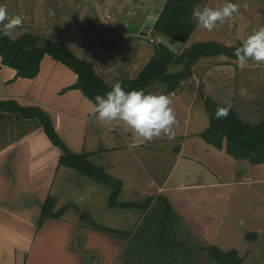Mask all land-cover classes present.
<instances>
[{
	"label": "rangeland",
	"instance_id": "rangeland-1",
	"mask_svg": "<svg viewBox=\"0 0 264 264\" xmlns=\"http://www.w3.org/2000/svg\"><path fill=\"white\" fill-rule=\"evenodd\" d=\"M165 1L0 0V5L6 7L8 13V20L0 24V29L6 32V24L19 17L21 25L8 33L14 40L27 33L49 38L56 29L57 33H68L69 37H75L76 33L82 31L87 45L93 38L107 43L110 33L135 36L144 27L149 14ZM232 2L238 4V13L223 24L218 23L211 31L197 27L183 49L208 41L235 46L239 42L244 43L254 31L264 27V0ZM224 4L225 0H207L201 9H219ZM113 41L118 43L117 48L144 51L142 59L136 55L131 61L128 59L135 67L125 72L124 76L114 78L115 82L118 79H135L146 60L155 55L156 44L161 42V38H156L154 32H150L148 36L140 34L137 39L121 38ZM105 42H101L102 45ZM101 49L104 50L103 47ZM117 56L123 60L128 58L117 54L113 57ZM221 60L218 57L201 61L193 68L191 79L185 81L175 93H167L164 83L156 84L149 91L156 95L166 94L172 101L176 124L173 126L175 135L171 139L161 134L151 141H144L135 137L122 121L104 123L121 128L129 138V145L123 146L120 156L114 155V158L119 159L112 175L124 177L120 202L139 206L127 209L132 211L133 222L126 228V237L109 234L110 239L125 240L119 251V261L115 264H218L206 251L211 246L223 251L237 250L244 258L243 264H264V164L255 166L247 161H237L225 151L220 153L199 134L209 124L203 102L199 100L200 93L207 94L201 81L210 68L207 64L220 65L222 62H217ZM231 65L235 76L231 77L227 73L230 78L222 82L215 75L208 74L204 80V83H208V94H212L221 104L230 105L228 107L244 122L250 125L264 122V62L250 60L243 68L239 62ZM180 70L181 67L172 66L168 73L174 74ZM221 89L223 93L226 90L229 93L223 94ZM3 91L10 92L8 88ZM229 95L234 98H228ZM180 96L183 99L178 102ZM103 130L119 138V145L125 143L121 132H112L107 128ZM99 147L103 148L101 144ZM91 162L98 166L96 158ZM73 174L79 173L73 171ZM99 187L103 191H93L90 196L96 198L97 216L100 206H107L111 194L109 187L101 184ZM64 200L68 201V195ZM151 200L152 203L147 206ZM118 212L124 213L126 209L119 208ZM76 214L75 210H70V219H74ZM97 216H93L94 222L100 225L107 222L105 218ZM90 230L96 235L94 239L88 238L86 244L80 247L78 242L73 243L71 248L66 247V244L60 246V231L57 228L46 230L35 243L29 263L86 264L83 259L76 261L70 257L67 251L69 247L74 252L70 254L81 257L84 252L83 256H86L90 252L102 250L108 243L102 242L100 237L108 236L105 235L107 232L93 227ZM115 231L120 232V229ZM249 234L255 238L249 239ZM56 237L57 240L54 239ZM65 241L70 244V240Z\"/></svg>",
	"mask_w": 264,
	"mask_h": 264
},
{
	"label": "crops",
	"instance_id": "crops-1",
	"mask_svg": "<svg viewBox=\"0 0 264 264\" xmlns=\"http://www.w3.org/2000/svg\"><path fill=\"white\" fill-rule=\"evenodd\" d=\"M116 22L115 18V24ZM142 28L135 33V36L110 33L107 39L113 38L117 41L121 38L137 39ZM56 31L55 29L52 32V37L45 38L57 44L66 45L78 57L83 56L84 60L91 62L96 72L101 77L103 76L102 78L111 86L118 81H123L118 79L113 82L114 78H119V75L124 76L125 72L135 67V64L130 63L128 59L131 61L136 56L140 59L144 57V51L140 49L129 50L119 46L117 48L118 43H114L113 39V42L106 39V43L104 40L93 38L94 40L88 42L89 45H87L83 40L85 36L82 31L76 33L74 38L69 37L68 33L64 34L65 40H63V33ZM101 42L105 44L102 45ZM102 47L104 50L101 49ZM116 54L123 57L128 56V58L125 60L119 56L114 58ZM151 58L146 60V64ZM220 59L222 60L217 62H222L220 65L207 64L210 68L201 81L207 92L206 96L216 102L218 100L212 94H208L210 91L207 81L204 83L208 74L215 75L219 82L235 76L231 64H235L236 61H231L226 57H220ZM208 60L212 59L204 61ZM227 73H230V76ZM77 79L75 73L49 56L42 61L38 77L35 79L20 78L17 77L16 70L2 65L0 57V100H14L23 106H39L50 116L57 133L73 153H90V161L96 158L99 161L98 165L112 175L115 173L119 159L114 158V155H119L124 149L123 146L129 145V138L121 128L107 126L99 121L93 114L94 105L79 90L64 91L74 85ZM4 88H8L10 92L3 91ZM221 93H223L222 89ZM224 93H229V90ZM231 96L229 95L228 98ZM181 97L177 98L178 102L182 101ZM103 128L112 132H121L125 143L119 145V138L104 132ZM200 133L202 132L199 131ZM191 134L195 133H188V135ZM99 144L103 146L102 149ZM218 151L222 153L225 149ZM61 156V150L51 144L37 120L24 119L17 114L0 113V264H32L29 260L33 255L35 243L46 230L51 228H57L60 231L58 236L60 246L66 244V247L71 248L73 243L78 242L80 247L86 244L88 238L96 237L90 230L92 226L82 219L81 212H86L90 219L94 215L97 216L96 198L92 199L90 196L93 191H103L99 187L100 183L81 174H73L76 170L72 168L59 166ZM115 176L124 184L123 175ZM67 195L68 201L64 200ZM49 196L56 199L55 213L68 204L77 206L80 212L71 208L60 219H48L44 226L38 229L41 208ZM79 198H81V203H78ZM102 206L97 211L99 214L97 217L105 218L107 222L99 224L100 226L114 228L113 230L119 228L121 232H125L126 228L132 225L131 210L126 209V212L120 213L119 208L110 209L108 203L104 208ZM70 210H75L77 213L72 220ZM107 234L108 236H99L102 242L108 243L102 250L90 252L86 256H83L85 254L83 251L84 254L80 257L70 254L74 252L68 247V255L76 261L83 259L86 264H115L119 261V251L125 240L110 239L109 233L105 235ZM54 239L57 240V237ZM64 240H70V244L66 241L64 243Z\"/></svg>",
	"mask_w": 264,
	"mask_h": 264
},
{
	"label": "trees",
	"instance_id": "trees-1",
	"mask_svg": "<svg viewBox=\"0 0 264 264\" xmlns=\"http://www.w3.org/2000/svg\"><path fill=\"white\" fill-rule=\"evenodd\" d=\"M207 0H166L152 32L156 38H174L185 45L194 33L197 25L191 19L194 8H200ZM5 31L0 29V57L2 65L17 71V77L35 79L41 71L42 61L46 56L61 63L78 77L77 82L66 88L79 90L84 97L95 105L97 95H105L112 88L95 70L91 62L80 59L66 45H60L50 39L39 35L27 33L18 39H12ZM239 42L235 46L225 45L216 41L201 42L192 45L188 49H182L176 53L169 50L163 43L156 44L155 55L145 65L135 79L124 80L120 83L125 90H144L149 93L156 84L164 83L167 93H175L185 81L193 76V68L205 59L226 57L238 62L235 51L242 46ZM250 61V60H249ZM172 66L181 67L177 73H168ZM200 99L208 116V127L201 133L206 143L218 150L225 149L227 155L237 161H247L251 165L264 164V122L250 125L244 122L240 116L230 107L214 101L205 93H200ZM226 109L227 115L220 114V110ZM0 113L17 114L24 119H34L43 127L44 133L52 145L59 148L62 156L59 166L69 167L79 174L88 177L96 183L103 184L111 189L108 202L110 209H132L139 207L132 203L120 202L124 184L109 174L102 166H97L90 161V153H73L56 131L50 116L39 106H23L14 100H0ZM152 203L148 202L147 206ZM56 199L49 196L41 208L38 220V229L44 226L48 219H60L66 211L79 208L68 204L57 213L54 212ZM169 207V205H168ZM83 220L95 229L103 230L109 234L123 235L126 232H118L104 226H100L86 212H81ZM249 239L255 238L248 235ZM218 264H243L237 250L223 251L216 246L206 249ZM186 261V259L183 257Z\"/></svg>",
	"mask_w": 264,
	"mask_h": 264
},
{
	"label": "clouds",
	"instance_id": "clouds-1",
	"mask_svg": "<svg viewBox=\"0 0 264 264\" xmlns=\"http://www.w3.org/2000/svg\"><path fill=\"white\" fill-rule=\"evenodd\" d=\"M238 11V4L233 3L232 0H225L224 6L219 9L194 8L191 19L195 21L197 27L211 31L218 23L223 24ZM7 20V9L0 5V24ZM21 23L19 17L13 18L6 24L4 34H8ZM235 56L241 68L246 67L249 60L264 62V27L254 31L242 46L236 49ZM171 104L172 101L166 94L156 95L146 93L144 90L126 91L118 81L105 95L95 97L93 114L104 123L124 122L135 137L144 141H151L161 134L171 139L175 135L173 126L176 124ZM220 114L226 116L227 110H220Z\"/></svg>",
	"mask_w": 264,
	"mask_h": 264
},
{
	"label": "water",
	"instance_id": "water-1",
	"mask_svg": "<svg viewBox=\"0 0 264 264\" xmlns=\"http://www.w3.org/2000/svg\"><path fill=\"white\" fill-rule=\"evenodd\" d=\"M164 6L165 2L161 3L157 9L153 10L149 14V17L147 18L146 23L140 33L142 36H148V34H150L162 10L164 9ZM161 43H163V45L166 46L169 50L174 51L176 53H178L183 47V43L174 38H161Z\"/></svg>",
	"mask_w": 264,
	"mask_h": 264
}]
</instances>
